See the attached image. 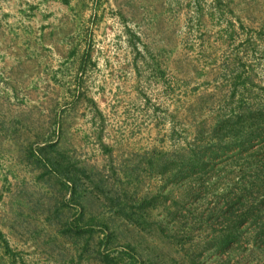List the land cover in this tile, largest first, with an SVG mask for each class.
I'll return each instance as SVG.
<instances>
[{"label":"rangeland","instance_id":"obj_1","mask_svg":"<svg viewBox=\"0 0 264 264\" xmlns=\"http://www.w3.org/2000/svg\"><path fill=\"white\" fill-rule=\"evenodd\" d=\"M262 104L264 0H0V264H264L169 156Z\"/></svg>","mask_w":264,"mask_h":264},{"label":"trees","instance_id":"obj_2","mask_svg":"<svg viewBox=\"0 0 264 264\" xmlns=\"http://www.w3.org/2000/svg\"><path fill=\"white\" fill-rule=\"evenodd\" d=\"M248 109L221 118L188 149L168 155L172 179L190 204L208 189L217 193L215 207L201 218L225 226L226 245L250 235L253 247L264 252V104Z\"/></svg>","mask_w":264,"mask_h":264}]
</instances>
